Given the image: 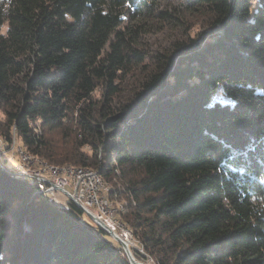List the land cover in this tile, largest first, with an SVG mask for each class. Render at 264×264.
<instances>
[{
    "label": "trees",
    "instance_id": "obj_1",
    "mask_svg": "<svg viewBox=\"0 0 264 264\" xmlns=\"http://www.w3.org/2000/svg\"><path fill=\"white\" fill-rule=\"evenodd\" d=\"M148 1L0 0V135L49 164L98 170L113 199L121 174L138 258L264 264V0H189L208 28L156 55L118 103L147 58L125 16ZM43 193L0 166V264H131L82 208Z\"/></svg>",
    "mask_w": 264,
    "mask_h": 264
},
{
    "label": "rangeland",
    "instance_id": "obj_2",
    "mask_svg": "<svg viewBox=\"0 0 264 264\" xmlns=\"http://www.w3.org/2000/svg\"><path fill=\"white\" fill-rule=\"evenodd\" d=\"M150 8L157 12L152 14L149 13V10H151ZM161 11H167L175 16L179 15L181 20H176L174 17L170 20L162 19L159 14ZM204 11V9L192 7L189 0H149L143 7L142 15L139 17H132L130 14H127L125 16L124 25L129 26L130 29L132 27L136 30L132 32L137 40L134 46L145 51L147 58L144 63L132 66V71L123 78L121 85L122 90L120 95L116 97L115 102H125L130 99L133 90L139 87L146 74L154 68L156 55L171 51L177 42L185 41L189 37H194L202 30L208 28L210 15ZM7 29L8 23L6 22L3 26V33H6ZM109 44L110 43H107L105 50L109 49ZM101 97V90L99 88L95 92V98L101 99ZM0 118L4 119V114L1 111ZM48 136L52 138H62L61 132L59 131L49 132ZM22 150L27 151L17 136H14L12 143H8L0 135V160L4 164L16 170L18 166H20V152ZM85 150L88 151V147H85ZM29 155L31 157L33 156L31 153H29ZM40 160L43 161L42 159ZM113 185L118 190L119 196L121 195L120 199H118V203L119 200L121 203H124V201L128 202L130 199L126 189L127 185L121 174H119L117 182H114ZM69 189L72 190L71 187ZM48 194V197L60 207L67 210L71 209L70 198L64 192L56 191L53 193L48 192ZM80 220L94 229H99L100 227L85 211L80 215ZM105 237L109 241H115L108 232ZM129 245L132 253L134 252L133 249H136L141 254H145L143 247L133 236ZM134 257L136 256L134 255ZM136 259L145 264H153L152 260L145 255L144 257H136Z\"/></svg>",
    "mask_w": 264,
    "mask_h": 264
},
{
    "label": "built area",
    "instance_id": "obj_3",
    "mask_svg": "<svg viewBox=\"0 0 264 264\" xmlns=\"http://www.w3.org/2000/svg\"><path fill=\"white\" fill-rule=\"evenodd\" d=\"M22 163H31L32 167H36L37 176L42 177L46 181V188H48L50 193L62 191L67 194L70 201H73L83 211L88 213L96 224L106 229L114 240L116 239L113 235H116L128 244L131 242L132 234L127 233L126 229L121 225V219L115 218V214L112 213L111 208L106 204L105 190L98 182V177L46 169L38 163L27 160L23 156V150L20 152V165ZM15 171L20 173V166ZM70 187L72 190L69 189Z\"/></svg>",
    "mask_w": 264,
    "mask_h": 264
},
{
    "label": "bare ground",
    "instance_id": "obj_4",
    "mask_svg": "<svg viewBox=\"0 0 264 264\" xmlns=\"http://www.w3.org/2000/svg\"><path fill=\"white\" fill-rule=\"evenodd\" d=\"M23 156L27 160H31L35 163H38L41 167H44L46 169H54V170L66 171L68 173L81 174V175H92L94 177H98V182L102 185L103 190H105L106 204L108 205L109 208H111L112 213L115 214V218L120 219L119 215L122 212H125L127 202L124 201V203H121L119 200V203H118V198L116 196H115L116 197L115 199L111 198L110 192L112 190V186L98 170L89 168V167H75V166H71L70 164L63 165V166H56V165L48 164V163L41 161L39 158L35 156L31 157L29 153L24 150H23ZM4 169H7V168H4ZM7 170H9V173L11 172V174L16 175L18 177L19 176L31 177L34 180L41 182L43 191L47 193L49 192L48 188H46V181L42 177L37 176V169L36 167H32L31 163H22L20 165V173H17L12 168H8ZM12 171H14L15 173H13ZM121 225L122 227L126 229L128 234H132L130 229L127 227V225L122 220H121Z\"/></svg>",
    "mask_w": 264,
    "mask_h": 264
},
{
    "label": "water",
    "instance_id": "obj_5",
    "mask_svg": "<svg viewBox=\"0 0 264 264\" xmlns=\"http://www.w3.org/2000/svg\"><path fill=\"white\" fill-rule=\"evenodd\" d=\"M0 166H2V168H7V169L10 168V167L7 166L6 164H4L1 160H0ZM12 172L15 173L14 171H12ZM113 236L115 237V239H116V240L121 244V246L123 247V249H124L125 253L127 254V256H128V258H129L131 264H145V263H143V262L138 261V260L134 257V255H133V253H132V251H131V248H130L129 244H128L126 241L122 240L121 238L117 237L116 235H113Z\"/></svg>",
    "mask_w": 264,
    "mask_h": 264
}]
</instances>
